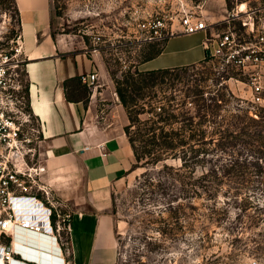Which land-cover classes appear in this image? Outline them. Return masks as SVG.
I'll use <instances>...</instances> for the list:
<instances>
[{"label":"rangeland","instance_id":"obj_1","mask_svg":"<svg viewBox=\"0 0 264 264\" xmlns=\"http://www.w3.org/2000/svg\"><path fill=\"white\" fill-rule=\"evenodd\" d=\"M205 1L161 0V12L176 10L181 2L203 9ZM241 1L251 6L264 4V0H226L228 9ZM54 4L55 35L75 48L90 46L100 33L105 39L130 42L135 36L133 8L157 6L150 0H54ZM19 31L15 0H0V54L10 51ZM149 47L128 43L102 52L104 65L96 85L101 98L107 103L121 102L117 81L138 69ZM124 64L131 68L125 69ZM218 70L211 59L177 68L162 82L159 78L143 89L137 105L131 107L125 131L135 139L139 156L127 181L113 192L110 211L121 224L117 264H264V187L261 176L251 175L256 170L253 163L264 159V104L254 103L248 86ZM201 88L216 110L203 125L198 113ZM158 106L179 115L178 120L161 121ZM137 110L144 111L138 114ZM182 116L194 119L192 129L186 130L223 132L224 137L219 132L207 144L210 151L199 156L202 161L195 173L198 177L216 170L213 198L196 197L191 191L186 198H176L182 160L172 156L161 160V139L158 145L151 140L152 133L145 134L150 129L181 130L185 128ZM168 201L172 212L166 209ZM0 264L19 263H7L0 256Z\"/></svg>","mask_w":264,"mask_h":264},{"label":"crops","instance_id":"obj_2","mask_svg":"<svg viewBox=\"0 0 264 264\" xmlns=\"http://www.w3.org/2000/svg\"><path fill=\"white\" fill-rule=\"evenodd\" d=\"M27 54L26 73L32 109L43 121L47 172L44 180L71 212V234L62 250L41 234L19 230L12 242L19 264H117L121 224L111 213L114 188L127 181L135 161L125 127L130 118L117 100L107 103L101 92L82 81L102 76L101 54L75 48L55 35L54 0H15ZM209 21L227 14L226 0H206ZM205 32L178 33L162 51L138 65L141 71L184 67L206 61ZM98 79V80H99ZM264 187V173H263ZM15 241L19 243L16 246ZM26 246V247H25ZM31 249L35 252H28ZM45 253L49 262L38 256ZM36 253V254H34ZM26 261V262H25Z\"/></svg>","mask_w":264,"mask_h":264},{"label":"built area","instance_id":"obj_3","mask_svg":"<svg viewBox=\"0 0 264 264\" xmlns=\"http://www.w3.org/2000/svg\"><path fill=\"white\" fill-rule=\"evenodd\" d=\"M150 1L157 6L132 10L135 36L130 42L100 33L85 49L102 54L128 43L161 45L175 34L203 31V44L218 72L248 86L252 101L264 104V4L241 1L223 18L209 21L200 5L195 9L181 2L176 10L161 12V0ZM23 41L19 31L10 51L0 54V256L7 263L14 257L12 242L19 230L52 238L62 253L71 234L72 214L44 180L47 138L30 102ZM81 79L96 87L99 75Z\"/></svg>","mask_w":264,"mask_h":264},{"label":"trees","instance_id":"obj_4","mask_svg":"<svg viewBox=\"0 0 264 264\" xmlns=\"http://www.w3.org/2000/svg\"><path fill=\"white\" fill-rule=\"evenodd\" d=\"M161 46V47H160ZM162 44H150L149 52L146 55V59L152 58L155 55L159 54L162 51ZM208 56L206 61L209 60ZM205 62V61H204ZM195 65V64H194ZM190 66V65H189ZM181 68H161V69H152L141 71L139 69L134 70L133 72L128 71L125 75V79L123 81H117V93L120 97L122 104L125 106L129 117L131 113V107L137 105V97L143 92V89L155 85L159 78H161V82L165 79L166 75L172 72L173 70ZM192 91V90H191ZM186 94V96H190V92ZM206 91L203 88L199 89L198 94L201 95L202 103L200 105L199 116H200V125H203L207 119L208 115H214V105L213 101L209 102L207 100L208 97L205 96ZM211 100L214 97H209ZM172 99V98H171ZM217 98H214V100ZM144 110H137V113L140 114ZM157 115L161 119V121H177L179 115L174 113L173 111H166V109L161 106V112H158ZM181 120L185 128L179 130H145V134L152 133L151 140H153L156 144H158L157 140L161 139V160L169 158L170 156L180 158L182 160L181 165L178 167V176L180 182V191L179 194L175 196L176 198L181 196L183 198L188 197V192L191 191L194 196H202L207 195L210 198L216 195V186L217 181L214 179L216 177L215 171L213 169H209L207 172L203 173L201 176L196 177V169L197 166L202 161L199 156L203 154L205 156L209 153L210 148L207 146L208 143L212 142L216 138V136H223L222 130H186L192 129L193 127V117L192 116H182ZM210 138V139H209ZM129 139L133 145L135 156H139L138 149L135 146V139L132 136H129ZM160 145V144H158ZM264 159L262 163L256 160L254 164L256 170H252L251 175L257 174L258 177H262L263 182V173H264ZM231 169V168H230ZM254 172V173H253ZM249 174V173H248ZM251 175L249 176L251 179ZM248 177V180H250ZM251 181V180H250ZM190 186L187 189V186ZM167 210L172 212V204L168 201Z\"/></svg>","mask_w":264,"mask_h":264},{"label":"bare ground","instance_id":"obj_5","mask_svg":"<svg viewBox=\"0 0 264 264\" xmlns=\"http://www.w3.org/2000/svg\"><path fill=\"white\" fill-rule=\"evenodd\" d=\"M15 244H16V246H19L20 244L19 243H17V241H15ZM26 247V246H25ZM28 252H35V251H33V250H31V249H29L28 250ZM34 254H36V253H34ZM38 254V256H40V257H36L35 255H32V254H30V253H27L26 254V256L27 257H30V258H38L39 260H41L42 262H49L50 260V257L48 256V254H45V253H37ZM26 262V261H25ZM10 263V262H9Z\"/></svg>","mask_w":264,"mask_h":264},{"label":"water","instance_id":"obj_6","mask_svg":"<svg viewBox=\"0 0 264 264\" xmlns=\"http://www.w3.org/2000/svg\"><path fill=\"white\" fill-rule=\"evenodd\" d=\"M207 53H208V55H210V51L209 50L207 51Z\"/></svg>","mask_w":264,"mask_h":264}]
</instances>
